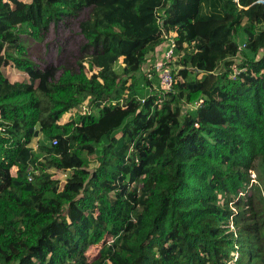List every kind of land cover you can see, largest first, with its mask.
<instances>
[{
    "label": "trees",
    "instance_id": "1",
    "mask_svg": "<svg viewBox=\"0 0 264 264\" xmlns=\"http://www.w3.org/2000/svg\"><path fill=\"white\" fill-rule=\"evenodd\" d=\"M261 183L264 0H0V264H264Z\"/></svg>",
    "mask_w": 264,
    "mask_h": 264
},
{
    "label": "built area",
    "instance_id": "2",
    "mask_svg": "<svg viewBox=\"0 0 264 264\" xmlns=\"http://www.w3.org/2000/svg\"><path fill=\"white\" fill-rule=\"evenodd\" d=\"M163 38L165 44L163 45L160 52H157L158 49L155 51L154 59L149 61L144 74L147 78L155 80L162 90H170L173 84L171 64L174 63L175 60V41L172 36L167 34H164ZM241 70L243 69L238 68L236 65L233 66L230 77L235 79V76ZM121 102V98H109L101 102L91 98H86L81 104H79V106L72 107L66 111L59 119V122H64L80 115L98 116L100 115V111L104 106L121 104ZM201 102L202 100L199 101V103ZM53 143L55 144L56 141H53ZM250 177V183L255 182V174L253 171H250Z\"/></svg>",
    "mask_w": 264,
    "mask_h": 264
},
{
    "label": "rangeland",
    "instance_id": "3",
    "mask_svg": "<svg viewBox=\"0 0 264 264\" xmlns=\"http://www.w3.org/2000/svg\"><path fill=\"white\" fill-rule=\"evenodd\" d=\"M13 19V21L14 22H18V21H16V18L15 17H13L12 18ZM165 44V41L162 43V45H164ZM27 45H28V47H29V58L30 59H32V60H39L40 62H42V63H46V61H44L43 60V58H42V47L40 46V45H35L34 43H27ZM50 62H53V58L50 60ZM86 67L84 68V69H81L80 71V74H79V76H78V79H77V81L79 82V84H81L83 87L85 86V81H86V79H88V77H89V75L91 74V72H92V69L89 67V64L87 65H85ZM146 68H147V65H145V66H143L142 67V69H141V71L140 72H137V73H135L132 77H133V79H131L132 81H135L138 77H139V75L141 74V73H144L145 72V70H146ZM65 76V73L64 72H58L57 73V75H56V77H55V80H60V79H62L63 77ZM15 77H16V75H14L13 77H12V79L14 78L15 79ZM109 79H107L106 77H103V78H100L98 81H99V83L98 84H100V86L102 87V88H105L106 86V84H108V81ZM109 83H111V85H112V83H113V81H110L109 80ZM37 141H38V139L37 138H34L32 141H31V143H30V145L33 147V148H35V146H36V144H37ZM248 148H250V147H248ZM248 153H250V151H248ZM91 168L93 169H95V170H98V172H103L104 171V168H99L98 167V163L97 162H95V163H92L91 164ZM15 170H16V168L15 167H12L11 168V172L14 174L15 173ZM253 172H254V174H259V173H261V169L259 168V167H255V171L253 170ZM259 172V173H258ZM255 180H256V177H255ZM261 188H262V191L264 192V184L263 183H261ZM47 195L48 196H52V197H55V195L53 194V193H51V192H48L47 193ZM131 209L130 210H128V212L129 213H131ZM126 212H124V214H125ZM89 253H97V247L94 245V246H92L90 249H89V251H88Z\"/></svg>",
    "mask_w": 264,
    "mask_h": 264
},
{
    "label": "crops",
    "instance_id": "4",
    "mask_svg": "<svg viewBox=\"0 0 264 264\" xmlns=\"http://www.w3.org/2000/svg\"><path fill=\"white\" fill-rule=\"evenodd\" d=\"M162 43H163V42H162ZM162 43H161L159 46H157V48H156V50L158 49L157 52H160V51H161V49H162V47H163ZM156 50H155V51H156ZM155 51H154L153 53H151V54L148 56V59H147V62H146L145 65L148 66L149 61H152V60L154 59V53H155ZM145 65H144V66H145ZM11 75H12V77H13L14 75H16V72H15V71H14V72L12 71V74H11ZM12 77H11V78H12ZM13 79H14V78H13Z\"/></svg>",
    "mask_w": 264,
    "mask_h": 264
}]
</instances>
